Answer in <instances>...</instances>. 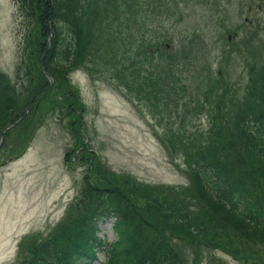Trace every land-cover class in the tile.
Masks as SVG:
<instances>
[{
	"label": "rangeland",
	"instance_id": "1",
	"mask_svg": "<svg viewBox=\"0 0 264 264\" xmlns=\"http://www.w3.org/2000/svg\"><path fill=\"white\" fill-rule=\"evenodd\" d=\"M105 1L125 27L131 14V23L138 27L134 37L139 36V42L133 43V48L125 46L116 58L115 49L110 53L113 40L103 33L100 25L86 22L82 30L86 45L98 46V40L101 48L97 50L105 59L96 65L106 69L105 64L124 59L131 71L141 67V73L147 71V75L157 72L163 77L175 71L180 85L164 82L163 92L150 95L137 90L136 84L119 86L111 73L98 76L77 67L69 78L72 87L79 88L81 93L78 94L81 101L72 104V109H76L73 113L65 106L47 102L54 93L41 94L43 106L36 113L38 118H43L39 121L43 125L34 131L32 140L23 122L12 131L16 133L14 138L5 144L6 137L0 134V264H15L22 255L20 247L25 238L47 237L64 221L68 207L76 198H82L92 149L96 150L107 174L129 175L142 183L168 188L190 186L193 182L186 171L190 166L186 151L173 155L160 135L209 136L216 127L213 120L217 112L211 106L195 110L196 102L183 106L184 102L191 101L185 98V89L192 95L224 92L230 98L227 102L231 115L243 101L264 96V0H118L120 4L117 0ZM27 29V20L19 15L16 0H0V72L22 93L18 109L25 116L29 110L26 99L29 97L30 101L34 95H28L25 90L31 78L38 77L35 60L28 59V69L17 71L22 65L20 58ZM34 38V41L40 40V33ZM119 44L123 46L120 39L116 45ZM36 84L34 81V88ZM64 90L67 87L60 82L55 94L61 98ZM37 108L38 105L33 107L34 111ZM15 127L12 124L10 129ZM223 128L233 137V154L246 159L244 169L251 177L260 178L259 189L264 191V163L256 159L249 149L250 142L238 135L236 128L229 125ZM81 138L87 140L89 151L72 150L81 146L76 144ZM24 148L25 152L17 156ZM67 152L69 164L64 159ZM250 187L257 189L255 184ZM190 194H196L193 187ZM205 207L199 204L200 209ZM112 222L107 221L100 227L101 235L109 241L115 240ZM221 226L207 228L208 233L235 246L250 244L237 231ZM184 238L188 244L195 242L194 238ZM259 243L249 246L254 250L260 248L257 256L244 262L256 264L264 257V240ZM183 247L188 264L244 263L218 248L201 247L197 257L193 248ZM101 250L96 264H103L105 260V250Z\"/></svg>",
	"mask_w": 264,
	"mask_h": 264
},
{
	"label": "trees",
	"instance_id": "2",
	"mask_svg": "<svg viewBox=\"0 0 264 264\" xmlns=\"http://www.w3.org/2000/svg\"><path fill=\"white\" fill-rule=\"evenodd\" d=\"M106 3L105 0H16L19 15L27 20L29 30L21 57L24 59L18 69H28V59L35 60L38 77H32L28 90H25L28 95L34 94L30 101L29 97L26 99L29 110L25 116L24 111L20 113L18 109L22 93L0 72V134L6 127L16 125L13 130L5 132L3 144L14 138L16 133L12 131L22 122L30 140L33 139L42 120L36 113L43 106L41 94L54 93L48 97V103L65 106L71 113L76 110L72 109V104L79 102V97L68 75L77 67L86 68L98 76L111 73L119 86L125 88L136 84L137 90L150 95L163 92L164 82L180 85L175 71L163 77L157 72L147 75V71L141 73V67L131 71L124 59L105 64L106 69L96 65L105 59L98 51L101 48L98 40L99 47L86 45L82 33L86 22L100 25L103 33L113 40L110 53L115 49L116 58L125 46L133 48L132 44L139 42V36L134 37L138 27L131 23V14H128L125 27ZM116 3L120 4L118 0ZM38 32L41 39L34 41ZM119 39L123 46L116 45ZM47 73L53 76L54 84ZM33 80L37 81L35 88ZM60 82L67 87L61 98L55 94ZM184 92H187L185 98L191 101L184 102L183 106L196 102L195 110L211 106L214 113L217 112L213 120L216 127L209 136L174 137L163 133V140L167 141L172 153L186 151L187 163L190 162L186 170L193 183L188 187L169 188L162 184L142 183L129 175L107 174L94 163L92 170L84 175L82 198L68 207L70 210L64 221L49 236L25 238L20 247L22 255L15 264H96L105 245L107 264H188L183 246L193 248L197 257L201 254V247L221 249L242 263L257 256L260 248L254 250L249 246L264 240V191L259 189L260 178L251 177L244 169L246 159L233 154V137L223 125L236 128L238 135L250 142L249 149L256 159L264 163V96L243 101L238 113L231 115L227 102L230 98L224 92L207 95H192L186 89ZM37 105L39 108L34 111L33 107ZM35 120L36 125L32 127ZM254 184L257 189L250 187ZM191 187L195 195L190 194ZM201 203L207 207L200 209ZM195 209L200 210L194 212ZM112 218L115 240L109 242L100 235V226ZM216 224L237 231L250 244L235 246L208 233L207 228L213 229ZM185 236L194 238L195 242L188 244ZM263 261L261 256L256 264H264ZM246 262L243 264H249Z\"/></svg>",
	"mask_w": 264,
	"mask_h": 264
},
{
	"label": "water",
	"instance_id": "3",
	"mask_svg": "<svg viewBox=\"0 0 264 264\" xmlns=\"http://www.w3.org/2000/svg\"><path fill=\"white\" fill-rule=\"evenodd\" d=\"M229 39H230V34H229V37H228ZM8 129V128H7ZM6 130V129H5Z\"/></svg>",
	"mask_w": 264,
	"mask_h": 264
}]
</instances>
